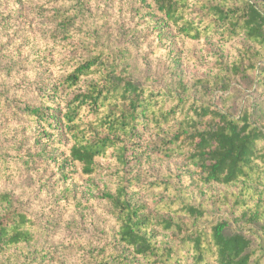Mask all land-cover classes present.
Segmentation results:
<instances>
[{
    "label": "trees",
    "instance_id": "obj_1",
    "mask_svg": "<svg viewBox=\"0 0 264 264\" xmlns=\"http://www.w3.org/2000/svg\"><path fill=\"white\" fill-rule=\"evenodd\" d=\"M151 5L156 31L173 29L190 43L212 37L222 46L242 39L245 46L204 78L160 85L134 78L129 45L96 39L46 92L51 104L27 114L42 127L61 128L69 144L63 166L82 177L99 175L100 161L114 160L113 191L101 199L123 249L93 264H264V0ZM239 80L249 91L230 92ZM237 97L244 99L232 112ZM148 155L181 158L188 170L143 184L137 169ZM199 186L224 192L211 203L193 201ZM146 194L150 205L140 197ZM0 204V255L21 250L22 264H32L27 246L40 228L13 208L9 193L0 194Z\"/></svg>",
    "mask_w": 264,
    "mask_h": 264
},
{
    "label": "rangeland",
    "instance_id": "obj_2",
    "mask_svg": "<svg viewBox=\"0 0 264 264\" xmlns=\"http://www.w3.org/2000/svg\"><path fill=\"white\" fill-rule=\"evenodd\" d=\"M152 1L0 0V194L9 193L13 208L40 228L27 246L32 264H93L101 254L123 249L115 243L111 207L101 199L104 190L113 191L114 160L100 161L99 175L82 177L76 167L63 166L69 144L61 128L42 127L26 111L51 104L46 92L85 52L84 45L96 39L129 45L134 78L149 76L160 85L204 78L245 46L242 39L222 46L212 37L190 43L169 28L158 35ZM249 85L240 81L230 92L249 91ZM243 99L230 102L232 112ZM184 169L181 158L162 161L148 155L137 170L146 184ZM223 192L199 186L192 199L211 203ZM140 197L153 202L148 194ZM21 258V250L11 249L0 255V264H22Z\"/></svg>",
    "mask_w": 264,
    "mask_h": 264
}]
</instances>
